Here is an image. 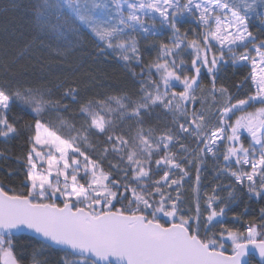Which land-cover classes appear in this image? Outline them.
<instances>
[{
  "label": "snow or ice",
  "instance_id": "obj_1",
  "mask_svg": "<svg viewBox=\"0 0 264 264\" xmlns=\"http://www.w3.org/2000/svg\"><path fill=\"white\" fill-rule=\"evenodd\" d=\"M258 9H264V0H39L35 23L45 35L65 38L90 33L102 54L110 49L124 61L140 62L138 42L131 33L155 35L159 28H170L172 43L159 45L160 55L148 66V78L141 85V101L132 104L129 112L122 98L109 99L124 109L121 115L129 114L138 120L141 110L153 105L178 113L185 118L184 123L176 120L179 135L194 137L204 147L192 149L189 160L171 150L170 146L179 144L182 153L189 152L187 145L180 143L179 135L171 131L156 138L151 129L140 127L131 141L108 134L111 150L127 161L123 169L111 165L126 177L114 179L98 160L82 151V145L92 147L91 130L108 133L114 127L101 115L113 112L106 101L81 104L79 111L85 116V125L80 129L61 119V129H67L65 135L45 115L51 110H67V104L46 98L32 88L0 85V136L10 138L18 133L16 124L8 118L13 106L30 109L34 114L33 123L28 125L34 132L26 157L28 190L9 194L0 186V262L21 264L14 252V241L25 232L42 237V248L62 246V251L71 250L68 254L79 257L65 260L64 264H252L250 249L264 261V216L259 225L249 224L245 231L224 226L217 219L225 215L224 208L217 211L213 207L220 197L212 195L206 201L207 216L202 227L199 198L194 214H181L179 207L183 203L180 189L189 176L180 161H197L198 189L199 162L206 153L216 157L218 141L225 140L229 143L224 161L235 159L241 167L232 170L231 165H226L222 174H230L239 184L247 181V191L264 199V41L253 43L255 37L249 30L250 13L264 23V11ZM186 14L202 28L199 39H187V33L178 27ZM240 48L243 51L238 53ZM188 49L191 75L180 58ZM225 50L234 64L248 62L251 68L246 79L250 78L254 90L234 103L228 90H217L215 84V72L225 60ZM202 68L212 74L213 101L217 91L225 98L214 128L209 126L203 107L191 112L187 108L189 102L194 104L198 99L195 93L204 90L200 82ZM152 69L159 75L158 81L152 79ZM173 81L182 84L183 90L176 91ZM64 95L79 103L75 89ZM233 116L235 120L231 122ZM241 130L251 138L247 147L241 140ZM161 151L163 154L154 163L157 169L163 166V174L153 180L152 157ZM107 152L105 149V156ZM244 166H250V171H245ZM173 186L175 196L165 191ZM162 217L170 219L162 222ZM213 221L223 226L218 236L206 227ZM225 240L231 242L230 253ZM31 264H40L35 250Z\"/></svg>",
  "mask_w": 264,
  "mask_h": 264
},
{
  "label": "trees",
  "instance_id": "obj_2",
  "mask_svg": "<svg viewBox=\"0 0 264 264\" xmlns=\"http://www.w3.org/2000/svg\"><path fill=\"white\" fill-rule=\"evenodd\" d=\"M38 2L39 0H0V85L11 88H32L44 93L46 98L59 100L62 105L67 104V110L63 108L59 111L51 110L45 115V119L57 129H61V119L80 129L85 125V116L79 111L81 104L89 100L106 101L113 112H101V115L111 120L114 127L108 133L91 130L89 140L92 147L82 145V151H85L91 159L98 160L106 172H111L114 179H126L122 172L118 173L111 167V165H119L123 169L127 161L121 159L122 154L111 150V142L108 141L107 135H120L131 141L140 127H143L145 131L151 129L156 138L169 131L179 135L176 120L184 123L185 118L161 105H153L147 110L142 109L138 120L129 114L121 115L124 109L119 108L116 102L109 98H122L123 102L129 105V112L132 104L141 101V85L148 78V66L160 55L159 45L161 43L171 45L173 32L171 29L159 28L155 35H147L131 33V30H128L138 42L140 62L124 61L118 52L110 49H105L102 54L98 41L90 33L81 36L70 35L65 38H59L55 34L45 35L35 23ZM250 17L249 30L255 37L253 43L259 44L264 41V25L258 15L250 14ZM178 27L182 33H187V39L200 38L202 28L192 17L181 19ZM250 46L251 44L249 45L251 50ZM242 51V48L237 49L238 53ZM190 52L191 50L188 49L180 57L186 62L184 68L188 70L189 75L192 74ZM251 55L254 56L252 50ZM250 71L251 68L247 64L233 65L228 53L225 52V60L218 64L215 72L216 89L226 88L232 97V103L237 99H244L254 90L250 78L246 79ZM152 79L159 80L155 69H152ZM200 82L204 90L203 92L198 90L195 93L198 99L194 104L189 102L187 108L191 112L194 109L200 111L203 107L209 126L214 128L218 123L216 119L218 109L223 105L225 98L217 91L214 94L215 102L213 101V94L210 93L212 74H209L206 68L201 69ZM69 89H75L78 93L79 103L64 95ZM175 90L182 91L183 88L179 86L175 87ZM201 97L203 99H200ZM33 116L30 109L21 110L13 106L8 113V118L10 122L16 124L18 133L10 138L0 136V153H2L0 155V186L4 187L9 194L13 192L20 194L28 190L26 157L31 149L30 138L34 135L28 125L33 123ZM61 131L67 135V129H61ZM245 137L241 136V140L247 147L249 140ZM179 140L180 143L187 145L189 152L182 153L179 144L170 146V148L178 156H187L189 160H192V149H196L198 145L200 148L204 147L203 143L191 136L179 135ZM105 149H108L106 156L104 155ZM218 149L216 157L206 153L203 155L202 162H199L198 189L195 182L197 161L193 160L192 163L180 161L189 171V176L185 178L183 187L180 189L183 201L179 205L181 214L190 212L194 214L197 198H199L203 227V221L207 216L205 210L207 198L217 195L220 199L213 203V207H216L217 211L221 207L224 208L225 215L217 218L223 221L224 226L245 231L249 224L259 225L264 216L262 212L264 199L251 198L242 186L233 181L230 174H222L221 170L226 165H231L232 170L237 168L224 161V148L219 146ZM162 154L163 151L152 157L153 180L160 179L163 174V166L157 169L154 163ZM173 172L179 175L178 170L174 169ZM174 189L175 186L166 188L165 191L175 196ZM165 219L166 217H162V222H165ZM206 227L212 228L217 236L223 230V226L217 224L216 221ZM14 244V252L21 264H31L34 250L40 264H64L65 260L79 259L61 250L42 248V243L24 235L21 239L14 241ZM225 245L230 253V244L225 241ZM252 264H257L253 258Z\"/></svg>",
  "mask_w": 264,
  "mask_h": 264
},
{
  "label": "rangeland",
  "instance_id": "obj_3",
  "mask_svg": "<svg viewBox=\"0 0 264 264\" xmlns=\"http://www.w3.org/2000/svg\"><path fill=\"white\" fill-rule=\"evenodd\" d=\"M181 2L183 3V2H185V0H181ZM257 2H258V0H257ZM258 11H264V9H258ZM251 14V13H250ZM157 16H158V14H157ZM189 18V17H191V16H188L187 14L185 15V17H182L181 19H184V18ZM263 25H264V23H263ZM166 30H169L170 28H167V27H164ZM96 40V39H95ZM212 43L215 45L216 44V42L215 41H212ZM258 45V44H257ZM216 47L218 48L219 47V45H216ZM251 47V50H252V45L250 46ZM253 51V53H254V55H255V51L254 50H252ZM225 52H227L226 50H225ZM229 56V55H228ZM242 64H247L248 65V62H243V63H236V64H234L233 63V65H242ZM249 66V65H248ZM250 67V66H249ZM157 76H158V79H159V75L157 74ZM251 81V80H250ZM173 84L175 85V87H179V86H181V88H183V85L182 84H180L179 82H177V81H173ZM251 84H252V82H251ZM252 86H253V84H252ZM253 89H254V86H253ZM161 90L163 91V88H161ZM253 110V109H252ZM249 111H251V110H249ZM237 114H239V113H237ZM234 120H235V116H233L232 117V121L231 122H234ZM0 127H2V126H0ZM210 127H212V126H210ZM241 136H246L245 138H247L248 140H249V144L251 143V138H250V136H249V134L245 131V130H241ZM2 137V136H1ZM3 138V137H2ZM228 141L227 140H225V141H223V142H219L218 141V148H219V146H221V147H223L224 148V150H226V147H227V145H228ZM258 147V146H257ZM207 154H209V155H212L211 153H207ZM229 164H232V165H234L237 169L236 170H239L240 169V165H237L236 163H235V159H233V160H231V161H227ZM244 170L245 171H250V166H244ZM81 176H83V173H81ZM233 181H235V178H233ZM81 182L82 183H84V180H81ZM236 182V181H235ZM237 183V182H236ZM238 185H240V186H242L245 190L244 191H246L247 192V194L251 197V198H253V199H257L258 197H256V196H254V195H252V194H250L248 191H247V181H245V183L244 184H239V183H237ZM58 202V201H57ZM170 218H166L165 219V222H167L168 220H169ZM227 243H231L230 241H227V240H225ZM231 252V251H230Z\"/></svg>",
  "mask_w": 264,
  "mask_h": 264
},
{
  "label": "water",
  "instance_id": "obj_4",
  "mask_svg": "<svg viewBox=\"0 0 264 264\" xmlns=\"http://www.w3.org/2000/svg\"><path fill=\"white\" fill-rule=\"evenodd\" d=\"M24 236L31 237V238L37 240L40 243L43 242V238L42 237H39L36 234L31 233V232H25ZM61 248H62V246H53V247H51V249H54V250H61ZM70 252H71V250H68V253H70ZM72 256L79 258L78 256H75V255H72ZM250 256L257 262V264H264V261H261V258L259 257L258 253L255 250L250 249ZM247 259L248 258H246V260ZM1 264H2V262H1Z\"/></svg>",
  "mask_w": 264,
  "mask_h": 264
}]
</instances>
